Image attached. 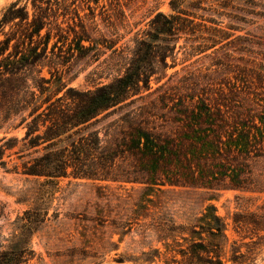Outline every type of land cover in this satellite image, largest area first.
Returning <instances> with one entry per match:
<instances>
[{
  "label": "trees",
  "instance_id": "trees-1",
  "mask_svg": "<svg viewBox=\"0 0 264 264\" xmlns=\"http://www.w3.org/2000/svg\"><path fill=\"white\" fill-rule=\"evenodd\" d=\"M30 2L32 14L27 5L16 1L0 21V33L13 25L0 41V129L24 127L22 142L29 152H15L21 163L14 170L45 178L46 184L53 185L72 177L143 185L146 190L159 186L212 192L260 188L256 167L264 163V65L250 68L218 60L214 65L221 69L212 78L192 73L174 83L170 76L161 85V103L158 98L150 100L155 93L151 92L152 81L159 83L167 77L182 49L193 57L227 46L223 42L233 35L221 27L222 22L183 9L182 0H171L173 13L159 12L152 19L149 29L136 38L124 70L109 83L88 90L71 87L62 96H47L49 80L41 75L42 70L48 66L59 72V65L66 63L60 60L61 49L68 45V53L78 51L80 58H97L103 49H115L119 40L112 38L116 33L112 37L101 33L93 39L83 21L81 32L72 28L70 39L59 18L69 14L74 2ZM199 4L194 9L216 11ZM181 39H185L183 47H179ZM244 42L253 44L247 38ZM225 56L230 57L229 53ZM160 104L161 111L169 115L161 117V123L153 119ZM18 143L14 137L0 139L3 165L5 154ZM19 222L24 232L34 223L31 219L25 223L24 217ZM209 224L210 228L200 226L201 230L172 225L161 232L165 239L171 234H190L191 240L184 238L190 242L188 251L181 249L186 264H223L220 253L211 248L216 244L203 237L193 239L204 233L213 239L226 238L220 218L212 216ZM34 256L29 241L17 251L0 246V264H24ZM172 264L179 263L173 259Z\"/></svg>",
  "mask_w": 264,
  "mask_h": 264
},
{
  "label": "rangeland",
  "instance_id": "rangeland-1",
  "mask_svg": "<svg viewBox=\"0 0 264 264\" xmlns=\"http://www.w3.org/2000/svg\"><path fill=\"white\" fill-rule=\"evenodd\" d=\"M16 1L27 5L33 13L31 0H0V21ZM170 1L68 0L69 4H75L65 18H59V22L64 21L70 39L74 37L72 28L81 32L79 25L83 21L93 39L99 38L101 33L110 36L116 33L111 37L119 42L113 50L102 48L103 52L97 58H80L78 51L68 53V45L65 46L61 49L60 60L66 63L59 65V72L55 73L48 66L42 70L41 75L49 80L46 95L62 96L71 87L88 90L109 83L124 70L136 38L149 29L152 19L159 12L173 13ZM199 2V6L213 7L216 11L194 9L193 5ZM225 3L226 7L223 6ZM181 6L222 22L221 27L233 36L223 42L227 44L225 48L216 47L193 57H188L182 49L175 66L168 69L167 77L159 83L152 81L151 92L155 93L150 100L158 98L161 103L164 91L161 85L170 76H174V83L192 73L212 78L214 72L221 69L214 65L218 60L250 68L264 65V0H182ZM12 26L8 25L0 33V41L11 32ZM244 38L253 44L244 42ZM55 41H51L50 48ZM84 44L90 45L89 42ZM184 45L185 39H181L179 47ZM241 47H245L242 52ZM168 62L173 63L171 59ZM154 113L153 119L160 123L163 121L161 117L169 116L161 111V104ZM25 133L22 126L0 129V139L14 137L19 141L13 151L5 154L3 161L6 164L0 161V246L4 250L17 251L29 241L35 256L24 264H166V261L172 264L173 259L186 264L181 249L188 251L190 242L184 238L191 240L190 234L180 237L171 234L165 239L161 230L172 225L208 229L212 216L223 221L226 238L213 239L204 233L193 239L199 241L203 237L206 242L216 244L211 248L220 253L223 264H264L263 162L256 167L261 186L254 191L222 188L212 192L172 186L146 190L143 185L72 177L61 178L57 185H53L46 184L45 178L23 175L14 170L15 164L21 163L15 152L29 153L23 147ZM23 217L25 223L27 219L34 221L26 232L23 222H19ZM148 259L154 262L150 263Z\"/></svg>",
  "mask_w": 264,
  "mask_h": 264
}]
</instances>
